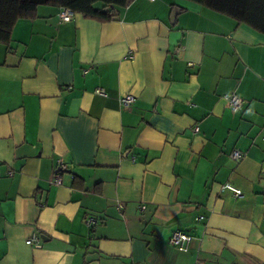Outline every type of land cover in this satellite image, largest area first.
I'll list each match as a JSON object with an SVG mask.
<instances>
[{
    "label": "crops",
    "instance_id": "1",
    "mask_svg": "<svg viewBox=\"0 0 264 264\" xmlns=\"http://www.w3.org/2000/svg\"><path fill=\"white\" fill-rule=\"evenodd\" d=\"M59 12L0 43V264H264V35L187 0Z\"/></svg>",
    "mask_w": 264,
    "mask_h": 264
},
{
    "label": "trees",
    "instance_id": "2",
    "mask_svg": "<svg viewBox=\"0 0 264 264\" xmlns=\"http://www.w3.org/2000/svg\"><path fill=\"white\" fill-rule=\"evenodd\" d=\"M243 23L264 35V0H187ZM130 0H0V43L7 45L18 20L34 19L38 6L66 8L84 18L107 22L115 9L125 8Z\"/></svg>",
    "mask_w": 264,
    "mask_h": 264
},
{
    "label": "built area",
    "instance_id": "3",
    "mask_svg": "<svg viewBox=\"0 0 264 264\" xmlns=\"http://www.w3.org/2000/svg\"><path fill=\"white\" fill-rule=\"evenodd\" d=\"M147 1L154 2L156 0H147ZM72 15L73 13L70 10L63 8V9H60V12L58 13V18L61 22H69L72 19ZM95 93L98 95H104V91L100 88H97L95 90ZM223 99L225 100L228 108L232 112L237 113L242 110L243 100L236 94H225L223 95ZM119 103L123 107H129L135 103V97H133L132 95H125L120 98ZM194 131H197V129L195 128ZM230 158L231 160L238 162L242 158V154L234 150L231 152ZM56 167L58 171L52 177V184L55 186H58L61 184V174H60L61 170L65 169L66 166L64 165L62 160H58L56 163ZM8 175L12 176V173L9 172ZM222 188L225 190L231 191L236 197L241 196L240 190L234 188L233 186L229 184H225ZM87 225L90 226L91 221L88 220ZM191 240L192 238L188 236L186 233L181 232V231H175L169 238V244L179 251H187ZM26 244L33 246L34 248H40V242L36 239L35 236L28 239L26 241Z\"/></svg>",
    "mask_w": 264,
    "mask_h": 264
},
{
    "label": "water",
    "instance_id": "4",
    "mask_svg": "<svg viewBox=\"0 0 264 264\" xmlns=\"http://www.w3.org/2000/svg\"><path fill=\"white\" fill-rule=\"evenodd\" d=\"M173 17H174V15H173Z\"/></svg>",
    "mask_w": 264,
    "mask_h": 264
}]
</instances>
